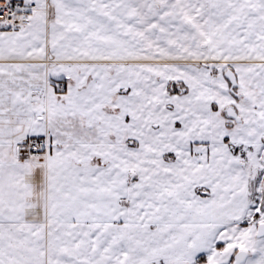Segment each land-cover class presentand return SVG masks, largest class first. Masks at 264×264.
<instances>
[{"label": "snow or ice", "instance_id": "obj_1", "mask_svg": "<svg viewBox=\"0 0 264 264\" xmlns=\"http://www.w3.org/2000/svg\"><path fill=\"white\" fill-rule=\"evenodd\" d=\"M0 264H264V0H0Z\"/></svg>", "mask_w": 264, "mask_h": 264}]
</instances>
